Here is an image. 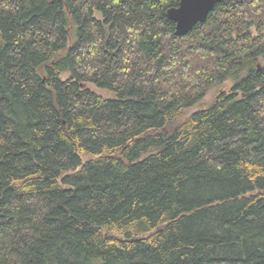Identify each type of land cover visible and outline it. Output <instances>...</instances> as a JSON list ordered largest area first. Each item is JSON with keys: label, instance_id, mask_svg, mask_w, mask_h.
Returning a JSON list of instances; mask_svg holds the SVG:
<instances>
[{"label": "trees", "instance_id": "16d2710c", "mask_svg": "<svg viewBox=\"0 0 264 264\" xmlns=\"http://www.w3.org/2000/svg\"><path fill=\"white\" fill-rule=\"evenodd\" d=\"M178 3L0 0V264H264V0Z\"/></svg>", "mask_w": 264, "mask_h": 264}, {"label": "water", "instance_id": "95a60500", "mask_svg": "<svg viewBox=\"0 0 264 264\" xmlns=\"http://www.w3.org/2000/svg\"><path fill=\"white\" fill-rule=\"evenodd\" d=\"M222 0H179L178 6L169 8L166 16L175 23V35L188 34L198 23L205 22L208 14Z\"/></svg>", "mask_w": 264, "mask_h": 264}, {"label": "rangeland", "instance_id": "374dc122", "mask_svg": "<svg viewBox=\"0 0 264 264\" xmlns=\"http://www.w3.org/2000/svg\"><path fill=\"white\" fill-rule=\"evenodd\" d=\"M89 87H90L91 90H93L94 92H96V93H98V94H102V95H105V96H108V95H109V94L106 93L105 91L97 90L96 88H94V87H92V86H89ZM230 87H231V83L228 81V82L224 83L223 85H221L220 87H217V88H213V89H211V90L207 93V95L204 97V99L202 100L201 105H202V106L207 105V104L211 101L212 97H213L217 92H227V91H229ZM197 108H198V106L192 108L190 112L195 111Z\"/></svg>", "mask_w": 264, "mask_h": 264}]
</instances>
